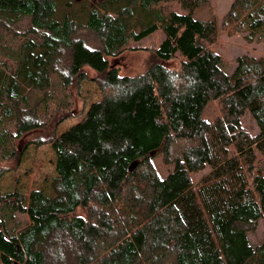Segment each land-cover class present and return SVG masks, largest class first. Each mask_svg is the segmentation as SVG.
I'll return each instance as SVG.
<instances>
[{
  "label": "trees",
  "instance_id": "16d2710c",
  "mask_svg": "<svg viewBox=\"0 0 264 264\" xmlns=\"http://www.w3.org/2000/svg\"><path fill=\"white\" fill-rule=\"evenodd\" d=\"M174 1L186 11L169 10ZM205 1L101 0L80 15L76 0H0V16L31 21L17 66H0V125L15 123L1 160L20 162L30 144L49 143L58 174L52 194L32 191L27 207L17 192L0 195L29 218L13 232L0 216L3 264H264V237H249L264 224V58L241 55L227 73L211 47L217 21L196 16ZM225 22L250 40L264 37V0H234ZM158 30L165 38L147 70L121 75L110 57ZM177 56L180 69L164 66ZM87 69L112 92L61 135L55 126L46 139L17 145L46 127L27 92L47 94L53 75L78 85ZM212 101L222 113L210 120ZM246 114L258 133L244 126ZM159 157L169 165L164 177Z\"/></svg>",
  "mask_w": 264,
  "mask_h": 264
},
{
  "label": "rangeland",
  "instance_id": "374dc122",
  "mask_svg": "<svg viewBox=\"0 0 264 264\" xmlns=\"http://www.w3.org/2000/svg\"><path fill=\"white\" fill-rule=\"evenodd\" d=\"M81 3L77 12L80 15L86 14L85 3L97 4L101 0H76ZM234 0H206L201 8L196 11V16L204 20H215L218 24V36L213 50L221 56L222 68L227 73H232L237 66V58L244 54L264 58V37L259 36L252 40L247 38L248 32L243 28H237L234 23L225 22L231 5ZM166 7L169 10L185 12L186 10L178 2H168ZM3 16V15H2ZM0 16V66L8 73L10 68L18 64V55L23 54L25 42L23 38L30 31L29 16L13 14V17ZM80 17V16H79ZM143 18V15H141ZM81 36L93 47H101L100 37L91 31L82 30ZM165 38L161 30L153 33L139 42H132L123 54L117 57H110V62L117 66L121 75L135 76L147 70L154 58V49L159 46ZM182 57L177 56L163 64L169 69H180ZM88 79L83 80L78 85L67 88L63 85L57 75L52 76V88L47 94L35 90H29L30 104L39 102V114L46 127L43 131H36L19 140L17 145L24 147L39 135L46 139L55 126L57 135H61L83 120L90 106L103 99L106 93H111L109 88H102L93 80L99 76L90 69ZM222 113L219 102L212 101L206 110L205 117L213 120ZM69 114L62 122L60 119ZM244 126L252 133L260 131L256 121L246 114L243 117ZM15 132V123L12 121L0 125V168H5V174L0 177V195L6 196L17 192L24 197V206H28L29 195L32 191L41 190L47 195L52 194V181L57 177L56 154L49 143L37 145L30 144L20 162L17 160H1V149L3 146H11V133ZM155 167L160 176L164 177L169 172L168 167L162 157L157 158ZM199 175L194 177L195 181ZM76 215L86 216L84 209L75 212ZM0 216L4 219L9 230L16 232L29 223L26 213L17 211L13 206L0 204ZM250 240L254 244H259L264 237V224L258 223L254 233L249 234ZM0 264L3 262L0 259Z\"/></svg>",
  "mask_w": 264,
  "mask_h": 264
}]
</instances>
